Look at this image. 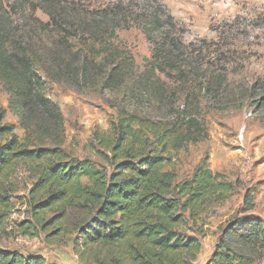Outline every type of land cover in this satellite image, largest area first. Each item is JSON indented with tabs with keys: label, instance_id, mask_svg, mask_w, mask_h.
Returning <instances> with one entry per match:
<instances>
[{
	"label": "trees",
	"instance_id": "obj_1",
	"mask_svg": "<svg viewBox=\"0 0 264 264\" xmlns=\"http://www.w3.org/2000/svg\"><path fill=\"white\" fill-rule=\"evenodd\" d=\"M100 1L99 7L95 3L90 7L80 0H42L40 7L49 19L44 26L58 37L52 55L56 65L72 74L108 73L107 84L115 86L135 66L129 51L116 44L117 33L137 29L152 48L144 74L159 101L170 92L168 81L180 85L195 81L208 94L223 89L227 67L209 77L205 59H200L202 51L197 56L189 52L185 26L161 0ZM68 57H72L70 64ZM12 61H19L29 76L21 94L27 103L29 85L38 83L39 77L18 56ZM12 61L0 54L1 66ZM5 117L6 111L0 110V231L13 212L7 181L20 165H26L35 182L29 197L31 219L19 224L22 235L36 238L39 231L58 235L74 208L86 217L78 230L81 239L76 240L81 260L99 245L106 249L110 264H195L202 251L200 238L206 236L202 223L210 203H225L238 184L214 174L208 156L192 178L182 182L165 171L188 144L208 138L197 113L185 110L176 121L161 122L122 111L110 133L95 134L98 146L105 150L97 153L111 172L87 159L64 161L56 149L34 148L20 139ZM254 209L255 197L248 190L241 213ZM263 254L264 224L247 215L226 229L208 264H260ZM0 264L47 262L0 249Z\"/></svg>",
	"mask_w": 264,
	"mask_h": 264
},
{
	"label": "rangeland",
	"instance_id": "obj_2",
	"mask_svg": "<svg viewBox=\"0 0 264 264\" xmlns=\"http://www.w3.org/2000/svg\"><path fill=\"white\" fill-rule=\"evenodd\" d=\"M80 1L99 7L100 0ZM161 1L185 26L189 52L197 56L202 51L200 59H205L209 77L227 67L221 91L208 94L195 81L188 85L168 81L170 92L159 101L144 74L152 48L137 29L117 33L116 44L128 50L135 62L119 84H107L108 73L101 75L98 70L72 74L55 64L52 55L58 37L44 26L49 19L40 7L42 0H0V54L10 61L18 56L39 77L38 83L29 85L25 103L21 94L28 74L19 61L0 65V110L6 111L4 121L15 125L20 139L34 148L56 149L64 161L87 159L110 172L112 168L97 153L105 150L98 146L95 134L110 133L122 111L161 122H174L185 110L200 114L208 138L188 144L165 171L182 182L192 178L208 156L214 174L238 183L225 203H210L203 219L206 236L200 238L202 251L195 264H208L233 223L254 215L264 224V0ZM190 95L195 99H187ZM7 182L13 212L0 231V249L43 257L47 264H110L106 249L99 245L82 260L77 255L78 230L86 217L74 208L58 235L39 231L36 238L23 236L19 224L31 219L29 197L35 180L28 166L20 165ZM248 190L253 191L255 209L242 214Z\"/></svg>",
	"mask_w": 264,
	"mask_h": 264
}]
</instances>
